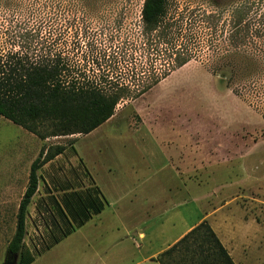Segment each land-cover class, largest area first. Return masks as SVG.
<instances>
[{"label":"rangeland","instance_id":"1","mask_svg":"<svg viewBox=\"0 0 264 264\" xmlns=\"http://www.w3.org/2000/svg\"><path fill=\"white\" fill-rule=\"evenodd\" d=\"M176 1L207 7V0ZM117 2L127 9L80 16L78 28L89 22L99 35L124 20L138 32L143 0ZM206 63L192 61L139 99L123 102L89 135L42 140L0 117V264L32 163L43 149L59 147L64 153L38 172L39 189L28 209L25 244L35 261L42 257L36 264L126 263L114 260L118 248L109 241L124 233L120 225L129 222V207L142 221L136 234L178 235L205 220L234 249L238 264H264V118L220 85ZM94 188L108 202L105 212L45 250L52 235L68 228L58 210L65 194Z\"/></svg>","mask_w":264,"mask_h":264},{"label":"trees","instance_id":"2","mask_svg":"<svg viewBox=\"0 0 264 264\" xmlns=\"http://www.w3.org/2000/svg\"><path fill=\"white\" fill-rule=\"evenodd\" d=\"M117 9L127 8H119L117 0H0V117L42 140L89 135L123 102L139 99L173 72L205 59L219 84L264 118V0H207L206 9L183 7L176 0H143L138 32L124 20L107 24L99 35L92 34L89 22L78 28L80 16L89 19ZM64 151L43 149L31 165L7 247V256H19L18 264L36 259L25 238L38 172ZM106 207L98 188L65 194L58 210L68 228L52 235L45 250ZM156 261L235 264L207 221Z\"/></svg>","mask_w":264,"mask_h":264},{"label":"crops","instance_id":"3","mask_svg":"<svg viewBox=\"0 0 264 264\" xmlns=\"http://www.w3.org/2000/svg\"><path fill=\"white\" fill-rule=\"evenodd\" d=\"M130 208V207H129ZM128 211L127 209L125 213L129 217V222L125 224V227L121 224L120 226L123 228V234H117L116 237L110 239L114 240L113 243L109 241V246L112 249L118 248L117 254L114 255V260H125L127 261L124 264H160L156 259L160 254L171 248L175 245L179 240H181L188 232H190L194 227L190 228V226L186 225V230L174 234L172 230H170V235H162L154 237V230L152 231V236L144 235L143 233L139 232L136 234L135 227L137 224H140L142 221L141 218L137 219V211L131 210ZM105 212V211H104ZM100 216V215H98ZM205 220H202V222ZM201 223V222H200ZM217 236L219 237L220 241L224 245V247L229 252L230 256L234 260L235 264H238L236 261V253L232 247H230L223 239L221 233L217 232L214 228H212ZM115 230L121 233V228L115 227ZM148 246L150 248H148ZM152 248V250H151ZM152 251V252H151ZM107 254V251L104 252ZM42 257L38 258L33 264H36ZM126 259V260H127Z\"/></svg>","mask_w":264,"mask_h":264},{"label":"water","instance_id":"4","mask_svg":"<svg viewBox=\"0 0 264 264\" xmlns=\"http://www.w3.org/2000/svg\"><path fill=\"white\" fill-rule=\"evenodd\" d=\"M19 256L15 255L13 257L7 256L3 264H18Z\"/></svg>","mask_w":264,"mask_h":264}]
</instances>
